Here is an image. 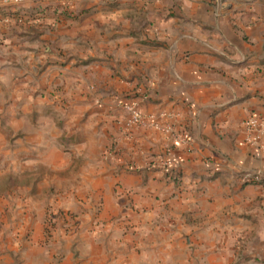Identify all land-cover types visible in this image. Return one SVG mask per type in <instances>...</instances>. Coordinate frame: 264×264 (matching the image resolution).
I'll list each match as a JSON object with an SVG mask.
<instances>
[{"label":"crops","instance_id":"obj_1","mask_svg":"<svg viewBox=\"0 0 264 264\" xmlns=\"http://www.w3.org/2000/svg\"><path fill=\"white\" fill-rule=\"evenodd\" d=\"M118 100L186 132L170 175L171 132L123 137ZM10 145L74 172L79 233L55 264H264V183L244 176L264 177V0H0Z\"/></svg>","mask_w":264,"mask_h":264},{"label":"rangeland","instance_id":"obj_2","mask_svg":"<svg viewBox=\"0 0 264 264\" xmlns=\"http://www.w3.org/2000/svg\"><path fill=\"white\" fill-rule=\"evenodd\" d=\"M14 139L8 136L5 144ZM5 148L0 152V264H55L69 252L73 257L80 210L74 184L64 180L73 182L74 172L62 176L28 169L33 153Z\"/></svg>","mask_w":264,"mask_h":264},{"label":"built area","instance_id":"obj_3","mask_svg":"<svg viewBox=\"0 0 264 264\" xmlns=\"http://www.w3.org/2000/svg\"><path fill=\"white\" fill-rule=\"evenodd\" d=\"M20 1L22 0H3L5 5H9L15 2L17 3ZM8 17L11 16L8 15ZM12 17L15 19L16 22H22L23 20L21 17H15V16ZM116 104L123 112H125V116L119 122V132L123 137L127 139H131L132 128L139 126L149 127L158 131L171 132L170 126L168 124H160L159 122L156 121L155 115L146 114L142 112L141 109L138 107V105L135 104L134 102H129V101L124 102L123 100H118ZM242 125L248 134L249 141L255 142L258 138L257 133L260 130L259 128L262 126V122L256 117L249 116L242 121ZM253 133L254 135L251 136V134ZM170 134L171 136L168 139L166 138L167 140L165 141V144L162 147V154L159 155V157L155 160L158 167H160L164 173L169 175L172 173L171 167H173V152H172L173 142L171 140L177 139L182 142H185L187 139L186 132L181 128H178V130H176L175 132L173 130ZM151 163L152 162L150 163L146 162L145 167L147 168L151 166L152 165ZM244 176H246L249 179L250 183H257V182L264 183V177L261 178L259 174H253V175L245 174Z\"/></svg>","mask_w":264,"mask_h":264}]
</instances>
